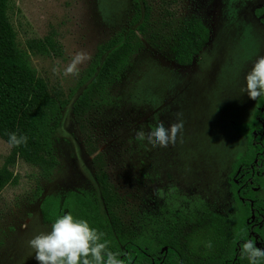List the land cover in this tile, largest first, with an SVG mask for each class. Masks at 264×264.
Segmentation results:
<instances>
[{"label":"rangeland","instance_id":"obj_1","mask_svg":"<svg viewBox=\"0 0 264 264\" xmlns=\"http://www.w3.org/2000/svg\"><path fill=\"white\" fill-rule=\"evenodd\" d=\"M263 6L264 0L179 2L178 10L199 15L211 29L194 64L180 65L147 44L106 87L102 105L77 112L75 104L100 68V46L128 26L133 1L12 0L9 15L19 43L68 104L56 134L60 168L50 177L0 136V168L10 173L0 190V264H39L28 241L51 230L41 212L46 195L80 188L101 194L93 160L98 153L135 209L127 218L146 211L187 213L198 201L232 212L230 172L247 143L235 123L249 121L258 107L242 89L246 73L264 56V24L256 15ZM41 41L46 49L37 45ZM78 52L90 59L78 66V75H63ZM161 121L165 127L183 121L174 144L153 147L136 139L138 130L147 134Z\"/></svg>","mask_w":264,"mask_h":264},{"label":"trees","instance_id":"obj_2","mask_svg":"<svg viewBox=\"0 0 264 264\" xmlns=\"http://www.w3.org/2000/svg\"><path fill=\"white\" fill-rule=\"evenodd\" d=\"M132 1L128 26L100 46V68L75 104L77 112L102 105L106 87L147 44L190 66L210 40L211 29L202 17L178 10L183 0ZM11 3L0 0V136L8 142V133L26 135L27 146L14 149L50 177L60 168L56 134L68 101L39 76L28 48L19 43L9 15ZM256 15L264 24V6ZM37 45L47 48L42 41ZM235 129L247 143L230 172L232 212L216 211L198 201L187 213L171 211L160 216L146 211L137 220L127 218L135 209L130 211L98 153L93 160L101 194L82 188L65 195L48 194L41 202L43 220L51 225L67 213L87 220L105 234L110 250L119 253L125 264H249L240 254L244 240L264 248V96L258 98L253 117L235 123ZM9 181L8 170L0 168V190Z\"/></svg>","mask_w":264,"mask_h":264},{"label":"clouds","instance_id":"obj_3","mask_svg":"<svg viewBox=\"0 0 264 264\" xmlns=\"http://www.w3.org/2000/svg\"><path fill=\"white\" fill-rule=\"evenodd\" d=\"M90 59L89 54L78 52L63 70V75H78L79 65ZM56 68L53 72H57ZM246 92L252 100L264 96V56H259L250 71L245 75ZM179 115V114H178ZM183 129V121L172 122L168 127L159 122L147 132L138 130L136 139L147 140L153 147H167L175 143L177 134ZM28 137L16 132L8 133L11 146H27ZM104 233L90 226L82 218H75L71 213L58 216L51 224V230L40 232L28 241L34 249L35 259L39 264H125L119 253L109 248V241L104 240ZM208 247H211L209 243ZM242 258L249 264H261L264 261V248L258 247L252 240H244L240 246Z\"/></svg>","mask_w":264,"mask_h":264}]
</instances>
